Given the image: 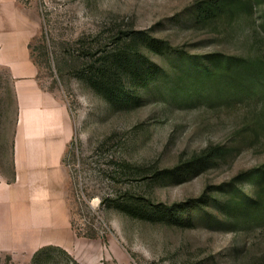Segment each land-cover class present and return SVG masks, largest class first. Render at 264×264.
Instances as JSON below:
<instances>
[{
	"label": "rangeland",
	"instance_id": "1",
	"mask_svg": "<svg viewBox=\"0 0 264 264\" xmlns=\"http://www.w3.org/2000/svg\"><path fill=\"white\" fill-rule=\"evenodd\" d=\"M15 3L16 14L34 31L29 47L40 83L66 102L74 125L65 157L71 257L79 264H264L262 229L236 231L215 209L210 213L218 219L210 226L187 228L133 219L101 204V197L129 191L168 206L205 193L218 197L241 172L264 165V94H238L222 83H208L200 91L208 97L199 102L167 104L151 92L140 105L111 108L82 78L86 54L136 46L147 51L150 38L169 47L149 52L167 74L214 55L240 60L255 72V64L264 63V0ZM160 111L166 116L157 119ZM17 113L13 79L0 66V180L13 178ZM212 145L229 148L220 167L184 181L152 184L155 170L175 168ZM123 160L133 166L131 174L121 171ZM49 256L50 264H73L58 252ZM0 264L26 263L0 253Z\"/></svg>",
	"mask_w": 264,
	"mask_h": 264
},
{
	"label": "trees",
	"instance_id": "2",
	"mask_svg": "<svg viewBox=\"0 0 264 264\" xmlns=\"http://www.w3.org/2000/svg\"><path fill=\"white\" fill-rule=\"evenodd\" d=\"M211 8L215 9V6L212 5ZM145 48L147 51L136 46L135 52L120 48L110 54L102 49L91 55L86 54L82 78L89 89L100 95L111 108L140 105L151 92L167 104L171 100H180L181 104L199 102L208 97L200 93L208 83H222L238 94H264L263 62L255 64L256 71L253 72L240 60L214 55L206 61L199 57L193 63L176 66L173 75L168 73V77L159 64L152 62L150 58L151 54L169 49L166 43L150 38ZM233 67L240 72L232 73ZM173 76L177 77L175 81L172 80ZM164 114L166 111H160L157 119L166 116ZM157 119L153 124L157 123ZM229 155L228 147L212 145L175 168L155 170L151 182L153 185H165L173 180L184 181L220 167ZM120 168L123 174L133 171V166L127 160L121 162ZM226 186V189L220 188L218 197L205 193L199 198L171 206L157 203L151 196L130 191L101 197V204L109 205V208L133 219L187 228L195 224L210 226L218 219L217 215L210 213L211 209H215L226 217V224H230L236 231L252 233L262 229L264 232V165L241 172ZM51 252L63 254L72 259L73 264H79L65 249L54 245L40 248L34 254L31 264H50Z\"/></svg>",
	"mask_w": 264,
	"mask_h": 264
},
{
	"label": "crops",
	"instance_id": "3",
	"mask_svg": "<svg viewBox=\"0 0 264 264\" xmlns=\"http://www.w3.org/2000/svg\"><path fill=\"white\" fill-rule=\"evenodd\" d=\"M16 10L15 0H0V66L18 107L13 178L0 180V253L29 264L40 248L66 250L74 239L63 162L74 125L66 102L41 85L29 47L34 31Z\"/></svg>",
	"mask_w": 264,
	"mask_h": 264
}]
</instances>
